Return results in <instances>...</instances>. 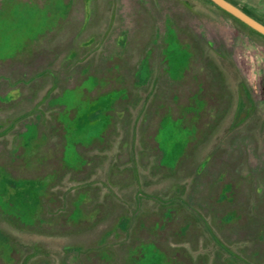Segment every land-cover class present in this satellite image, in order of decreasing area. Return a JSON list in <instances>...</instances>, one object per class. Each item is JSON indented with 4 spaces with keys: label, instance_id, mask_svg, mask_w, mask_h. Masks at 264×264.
<instances>
[{
    "label": "rangeland",
    "instance_id": "obj_1",
    "mask_svg": "<svg viewBox=\"0 0 264 264\" xmlns=\"http://www.w3.org/2000/svg\"><path fill=\"white\" fill-rule=\"evenodd\" d=\"M0 264H264V36L210 0H0Z\"/></svg>",
    "mask_w": 264,
    "mask_h": 264
},
{
    "label": "water",
    "instance_id": "obj_2",
    "mask_svg": "<svg viewBox=\"0 0 264 264\" xmlns=\"http://www.w3.org/2000/svg\"><path fill=\"white\" fill-rule=\"evenodd\" d=\"M210 1L214 3L217 7L225 11L226 13L230 14L231 16L235 17L239 21L243 22L245 25L250 27L252 30L264 36V25L254 20L252 17L244 13L239 8L230 4L226 0H210Z\"/></svg>",
    "mask_w": 264,
    "mask_h": 264
},
{
    "label": "trees",
    "instance_id": "obj_3",
    "mask_svg": "<svg viewBox=\"0 0 264 264\" xmlns=\"http://www.w3.org/2000/svg\"><path fill=\"white\" fill-rule=\"evenodd\" d=\"M67 147H68V145H67V143H66V145H65V151H64V162L65 163H67L66 161H67V156H68V150H67ZM16 151H17V153L19 152V149L17 150V148H15V154H16ZM74 152H75V149H74ZM76 154V153H75ZM30 219H31V217H30ZM147 252H144V256H143V262L145 263V261H146V259H147ZM141 260V261H142Z\"/></svg>",
    "mask_w": 264,
    "mask_h": 264
}]
</instances>
